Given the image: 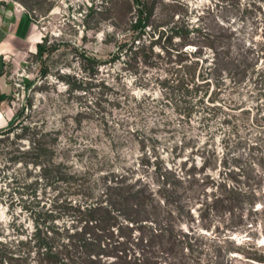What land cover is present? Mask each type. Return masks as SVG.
<instances>
[{
  "label": "rangeland",
  "instance_id": "obj_1",
  "mask_svg": "<svg viewBox=\"0 0 264 264\" xmlns=\"http://www.w3.org/2000/svg\"><path fill=\"white\" fill-rule=\"evenodd\" d=\"M12 1L31 13L39 42L51 48L41 57L35 48L3 68L0 264H20L29 248L20 241L57 210L61 189L34 163L50 157L38 154L39 143L74 167L128 171L149 182L165 169L192 165L215 177L229 169L264 172V0H144L152 14L135 41L133 49L144 47L136 60L129 51L111 60L136 16L133 0ZM180 36L189 40L181 45V63L199 59L197 83L204 82L201 65L214 61L212 41L228 42L236 67L187 91L169 60L180 51ZM101 162L107 168L97 170ZM199 205L192 207L195 217ZM256 206L257 224L230 236L234 246L250 244L264 255V208ZM198 231L214 235L213 227ZM242 252L230 253L231 264H264Z\"/></svg>",
  "mask_w": 264,
  "mask_h": 264
},
{
  "label": "trees",
  "instance_id": "obj_2",
  "mask_svg": "<svg viewBox=\"0 0 264 264\" xmlns=\"http://www.w3.org/2000/svg\"><path fill=\"white\" fill-rule=\"evenodd\" d=\"M133 1L136 16L116 42L111 60L128 51L130 59L136 60L144 49L143 45L133 47L145 32L152 11L144 0ZM173 33L180 35L179 31ZM180 37V51L169 60L181 75L177 83L185 85L187 91L208 84L209 75L219 76L230 65L236 67L237 59L230 55L228 42L212 41L207 45L215 52L214 61L210 67L201 65L198 78L204 82L197 83L199 59L181 63V45L189 40ZM50 48L38 41L35 54L41 57ZM6 98L7 94H0V103ZM49 147L44 143L34 147L39 155L50 153L48 159L34 163L40 164L44 180L54 189H61L53 203L57 210L45 214L49 223L43 220V227L36 222L28 241H20L29 245L20 254V264H231L230 253L236 251L264 263V255L252 245L234 246L230 236V232L257 224L256 205L264 208V172L249 176L229 169L215 177L206 172L204 165H192L165 169L149 182L133 179L128 171L108 168L98 174L89 165L74 167L65 158L53 157L55 149ZM104 168L106 163L101 162L97 170ZM196 203H200L197 217L192 211ZM63 217L69 221L61 225L54 222ZM211 227L212 236L198 231Z\"/></svg>",
  "mask_w": 264,
  "mask_h": 264
},
{
  "label": "crops",
  "instance_id": "obj_3",
  "mask_svg": "<svg viewBox=\"0 0 264 264\" xmlns=\"http://www.w3.org/2000/svg\"><path fill=\"white\" fill-rule=\"evenodd\" d=\"M39 32L26 10L16 8L14 1L0 0V94H8L3 68L21 55L32 52Z\"/></svg>",
  "mask_w": 264,
  "mask_h": 264
},
{
  "label": "built area",
  "instance_id": "obj_4",
  "mask_svg": "<svg viewBox=\"0 0 264 264\" xmlns=\"http://www.w3.org/2000/svg\"><path fill=\"white\" fill-rule=\"evenodd\" d=\"M16 8L20 9V10H25L24 7L18 3L15 2Z\"/></svg>",
  "mask_w": 264,
  "mask_h": 264
}]
</instances>
